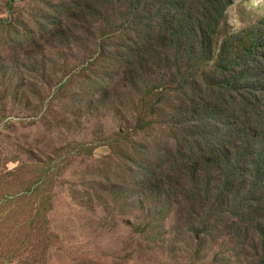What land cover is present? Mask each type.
<instances>
[{
  "label": "rangeland",
  "instance_id": "374dc122",
  "mask_svg": "<svg viewBox=\"0 0 264 264\" xmlns=\"http://www.w3.org/2000/svg\"><path fill=\"white\" fill-rule=\"evenodd\" d=\"M136 6L0 0V264H264V205L207 203L212 162L157 186L197 130L172 59L138 69ZM221 22L220 42L264 22V0Z\"/></svg>",
  "mask_w": 264,
  "mask_h": 264
},
{
  "label": "trees",
  "instance_id": "16d2710c",
  "mask_svg": "<svg viewBox=\"0 0 264 264\" xmlns=\"http://www.w3.org/2000/svg\"><path fill=\"white\" fill-rule=\"evenodd\" d=\"M233 1L135 0L143 15L137 64L141 71L149 61L171 58L174 84L195 117L190 130L197 131L160 164L168 167L157 186L188 168L195 178L200 164L212 162L220 173L207 183V203L230 200L243 216L264 205V22L220 42L221 21ZM235 36L247 41V50L236 48Z\"/></svg>",
  "mask_w": 264,
  "mask_h": 264
}]
</instances>
